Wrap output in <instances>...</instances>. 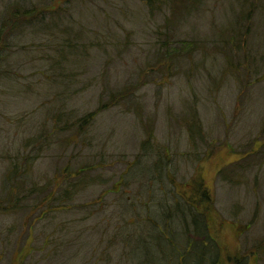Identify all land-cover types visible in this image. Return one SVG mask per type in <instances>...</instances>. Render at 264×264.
Listing matches in <instances>:
<instances>
[{
    "label": "rangeland",
    "instance_id": "rangeland-1",
    "mask_svg": "<svg viewBox=\"0 0 264 264\" xmlns=\"http://www.w3.org/2000/svg\"><path fill=\"white\" fill-rule=\"evenodd\" d=\"M12 1L0 264H264V0Z\"/></svg>",
    "mask_w": 264,
    "mask_h": 264
},
{
    "label": "trees",
    "instance_id": "trees-1",
    "mask_svg": "<svg viewBox=\"0 0 264 264\" xmlns=\"http://www.w3.org/2000/svg\"><path fill=\"white\" fill-rule=\"evenodd\" d=\"M146 5L150 8V9H161L163 7H165L166 5H169V2L167 0H145ZM158 4L160 7L158 8ZM156 6V7H155ZM50 7H46L44 9V7L40 6L39 4H31V5H24L23 3H20V1H12V2H8L7 4H5V9L2 12L1 15V19H0V64L1 62H3L6 58V56L8 55L9 50L13 47V42H12V38L20 31H24V28H30V29H36L39 25L43 24L44 21V15H45V11L46 10H50ZM54 9V8H52ZM42 26V25H41ZM229 41L226 40L225 44H228ZM243 43V42H242ZM69 49L66 50V53L71 52V50L74 48L73 44H69L68 45ZM192 47L187 48L188 51H190ZM64 55L63 52L61 54V56H59L58 60H56L55 67L58 68V66L61 64H64ZM4 71L0 70V74H2ZM57 72V71H56ZM61 76V74L59 75ZM63 80L68 79L69 77H63ZM129 88H125V92H128ZM119 94L122 95V93H115L111 96V98L109 99L111 101V104H115L114 101L117 100V97L119 96ZM90 118L89 116H85L83 117H79L78 119H76L74 122L69 123L68 125H66L64 128H58L59 133L61 132H65V131H69L74 129L75 132V136H80L86 133L87 130V123H89ZM54 129V128H53ZM53 129L50 132V134L53 133ZM71 137H74V135H72ZM17 164V163H16ZM15 164V169H17V165ZM69 171L66 172V174H68ZM75 185V183H74ZM64 198L68 197L67 192L63 195ZM18 198V197H17ZM208 200V198H207ZM17 201V199H16ZM203 225V233L201 231H196V233H199L200 236H202L203 239L207 238L209 239V237H207V231L204 230V227L206 226L205 223H202ZM206 229V228H205ZM202 234V235H201ZM206 239V240H207ZM205 241V240H203ZM210 241V240H209ZM211 243H213V241H211ZM213 245V250H215L209 258L202 256L203 253L201 254H197L196 256L200 259L199 264H219V254L216 251V246L214 244ZM210 244V246H208L207 248L209 249V247L212 246ZM195 254V253H194ZM182 261V260H181ZM203 261V263H201Z\"/></svg>",
    "mask_w": 264,
    "mask_h": 264
}]
</instances>
